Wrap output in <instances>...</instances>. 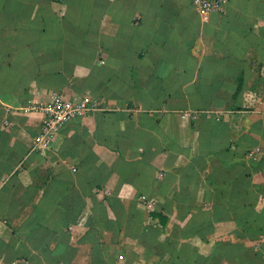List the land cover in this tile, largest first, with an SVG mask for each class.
Returning a JSON list of instances; mask_svg holds the SVG:
<instances>
[{"label":"crops","instance_id":"0c3cea01","mask_svg":"<svg viewBox=\"0 0 264 264\" xmlns=\"http://www.w3.org/2000/svg\"><path fill=\"white\" fill-rule=\"evenodd\" d=\"M193 1L0 0V264H90L97 251L143 264L148 239L191 223L206 228L174 264H238L219 242L264 264V235L216 220L229 210L208 182L236 155L264 156V0H223L208 21ZM54 94L94 109L43 149L38 106Z\"/></svg>","mask_w":264,"mask_h":264},{"label":"trees","instance_id":"16d2710c","mask_svg":"<svg viewBox=\"0 0 264 264\" xmlns=\"http://www.w3.org/2000/svg\"><path fill=\"white\" fill-rule=\"evenodd\" d=\"M242 83L241 79L237 93L241 91ZM262 177H264V156L257 163L249 164L243 157L236 155L234 162L219 167L209 177L208 182L214 190V201L226 205L229 215L226 217L216 215L214 218L233 222L235 227L249 238L264 235V182L261 180ZM151 216L159 220L163 228L168 226L169 219L162 212L151 213ZM203 226L191 223L184 229L180 226L175 228L176 232L171 233L170 240L166 243V246H169V250L166 248V251L171 252L170 258L175 255L180 239H188L192 234L202 235L206 224ZM172 237L178 238V241L172 243ZM218 245L225 247L223 255L228 262L238 264H260L263 262L262 255L247 248L244 244L219 242ZM146 247L148 252L150 248L156 246L146 245ZM165 253L167 254V252ZM219 263L220 260L213 255L209 258L198 256L194 264ZM168 264L173 263L169 261Z\"/></svg>","mask_w":264,"mask_h":264},{"label":"built area","instance_id":"2783aa9c","mask_svg":"<svg viewBox=\"0 0 264 264\" xmlns=\"http://www.w3.org/2000/svg\"><path fill=\"white\" fill-rule=\"evenodd\" d=\"M193 2L202 19L208 21L213 11L222 9L224 1L194 0ZM38 108L43 112L44 119L42 130L37 135L35 143L37 147L49 149L55 142L57 135L67 124L91 114L94 105L89 97L69 99L63 94H54L49 102L38 106ZM186 116L188 115L184 117ZM258 153L259 150H256L250 155H257Z\"/></svg>","mask_w":264,"mask_h":264},{"label":"rangeland","instance_id":"374dc122","mask_svg":"<svg viewBox=\"0 0 264 264\" xmlns=\"http://www.w3.org/2000/svg\"><path fill=\"white\" fill-rule=\"evenodd\" d=\"M149 207V206H148ZM148 207L146 206L145 208L146 209H148ZM150 209V208H149ZM163 213V212H162ZM152 217V216H151ZM169 219V218H168ZM158 221V223L160 224V222H159V220H157ZM153 223L151 222V228H152V230L154 229V230H157V227H155L154 225H152ZM161 225V224H160ZM191 225V224H190ZM179 226L180 225H175V226H173L172 227V233L173 232H176L175 231V228H179ZM181 227V226H180ZM182 228V227H181ZM170 237H171V235H169V239H168V241L170 240ZM176 237V236H175ZM173 238V237H172ZM189 239H191V238H188V239H182V240H189ZM181 239L179 240V244L178 245H180L181 244V241H182ZM226 240V239H225ZM167 241V242H168ZM178 241V238H173V240H172V243L173 242H177ZM236 241H237V239H236ZM239 243V242H238ZM249 243V242H248ZM146 244L147 245H150V246H156V247H153V248H150L149 250H148V252H147V247L145 246V253H144V255H142V259L144 260V263L143 264H146V262H150V261H152V259H158L157 261L159 262V263H161V264H168L169 263V261L171 262V263H173L174 264V255H173V257H171L170 258V253H169V251H166V248L169 250V246L167 245L166 246V244L165 245H163V246H161V245H157V244H155V241H153L152 239H148L147 241H146ZM158 246V247H157ZM158 248V249H157ZM100 250V249H99ZM167 252V254L165 253V252ZM91 256V261H90V264H104L103 262V260H105L104 259V254L101 252V251H97V252H95L94 254H91L90 255ZM164 256V257H163ZM198 256H201V255H198ZM86 257V256H85ZM202 257H205V256H202ZM134 262V261H133ZM157 262V263H158ZM156 263V264H157Z\"/></svg>","mask_w":264,"mask_h":264}]
</instances>
